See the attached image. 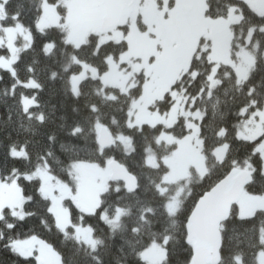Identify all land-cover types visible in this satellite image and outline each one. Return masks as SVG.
Masks as SVG:
<instances>
[{
    "label": "trees",
    "instance_id": "1",
    "mask_svg": "<svg viewBox=\"0 0 264 264\" xmlns=\"http://www.w3.org/2000/svg\"><path fill=\"white\" fill-rule=\"evenodd\" d=\"M44 1L56 4L65 13V8L59 5L63 0H7L4 4L2 25L22 23L32 35V42L19 53L13 71L0 68V180L18 175L26 198L23 218L13 216L9 208L0 218V264H42L37 253L24 257L12 247L14 241L30 236L40 238L57 251L62 264H145L141 252L154 242L165 244L166 255L160 264H191L194 247L187 241V223L206 192L226 177L248 171L250 177L244 190L264 195V159L258 150L259 139L245 141L237 135L245 117L242 111L246 109L249 114L264 107V31L260 30L264 15L257 14L245 0H206V15L212 19L227 17L231 7L237 8L242 17L232 26V54L235 57L246 48L256 61L242 82L231 66L221 64L218 83L211 89L212 63L206 50L193 57L189 70L173 84L174 89L188 98L189 107L201 113L207 173L199 177L192 170L189 178L168 185L167 192L162 193L159 186L163 185L168 170L162 157L169 155L175 146L159 143L158 138L165 131L177 138L185 136L186 119L179 117L172 127L162 124L131 127L128 111L132 98L141 93L139 87L126 94L88 77L75 91L72 78L82 70L76 58L103 73L108 70L107 59L118 57L127 44L108 42L98 47L97 36L90 35L84 44L75 47L66 41L61 26L38 29ZM251 29L254 32L247 41ZM48 44H53L51 51L47 50ZM8 53L7 48L0 47V57ZM173 102L168 92L153 108L168 111ZM102 127L112 137H130L132 151L126 153L118 141L101 149L98 135ZM222 146L225 149L219 159L216 151ZM15 149H24L25 156H14ZM149 149L157 154L158 167L147 164ZM108 159L117 160L136 178L137 190L128 192L122 182L110 181L93 213H85L67 200L72 226L66 232L58 228L50 201L40 191V181L24 177L47 164L52 175L71 182L70 171L75 163L105 165ZM181 187L185 193L179 209L170 215L167 201ZM119 209L122 214L113 221ZM236 209L234 205L221 226L220 264H258L257 255L264 250V211L240 218ZM74 226H89L96 246L78 240Z\"/></svg>",
    "mask_w": 264,
    "mask_h": 264
},
{
    "label": "rangeland",
    "instance_id": "2",
    "mask_svg": "<svg viewBox=\"0 0 264 264\" xmlns=\"http://www.w3.org/2000/svg\"><path fill=\"white\" fill-rule=\"evenodd\" d=\"M0 2V47L8 49L7 56L0 57V68L13 71L21 50L27 49L32 42L29 30L20 22L13 26H3L4 4ZM251 8L264 15V0H245ZM124 6L123 13L114 8L109 0H63L59 5L65 8L62 14L56 4L43 2L42 14L37 28L44 30L51 26H61L66 32V41L79 47L90 35H96L98 47L108 42L127 44V49L118 57L107 59L108 70L99 73L95 66L75 59L82 67L78 75L73 76L72 86L78 91L80 82L85 78L99 79L104 87L119 89L122 93L141 89L137 97L130 103L129 125L162 124L172 127L179 117L186 119L188 133L177 138L171 132H163L158 142L174 145L169 155L162 157L168 170L163 176V185L159 186L166 193L168 185L177 184L191 176L192 170L199 177L207 173L203 140L201 138V113L189 107L188 98L173 88L181 76L189 70L193 57L200 56L206 50L212 63L209 75V86L214 88L217 73L221 64L231 66L239 82L246 80L255 65V56L246 48H242L234 57L232 54V26L241 20L236 7H231L227 17L212 19L206 15V0H117ZM112 4V5H111ZM190 9L189 11L187 9ZM188 11V12H187ZM110 15L114 21L102 28L103 15ZM264 31V25L260 27ZM254 29L249 31L250 40ZM53 44L47 45L51 51ZM33 83H30L31 85ZM173 97V104L168 111L161 112L160 107L153 106L163 99L166 93ZM27 100H25V103ZM34 103V100H31ZM27 104V103H26ZM245 116L238 127V138L245 141L259 139L258 150L264 159V107ZM120 142L126 153L132 151V140L126 135L112 137V142ZM225 146L217 149L222 159ZM14 156H25L24 149L13 150ZM108 159L105 165L98 163L77 162L71 168V182L52 175L47 164H42L33 173L24 175L28 180H39L42 195L50 201V211L54 215L58 228L66 232L72 221L69 208L65 202L72 200L81 211L93 213L101 202V195L109 187L111 171ZM146 162L149 166L158 167V156L148 150ZM185 188H180L169 196L167 211L175 215L179 209ZM26 198L18 183V175L7 181L0 180V218L4 210L9 208L13 216H25ZM236 212L240 218L253 216L257 211H264V195L251 194L244 190L236 204ZM122 214L113 220H118ZM112 221V222H113ZM111 222V221H108ZM74 236L92 247L96 246L93 231L89 226H74ZM264 242V230L262 233ZM13 249L24 257L37 253L42 264H62L60 254L36 236L16 240ZM166 255L165 244L152 243L141 252L145 264H160ZM258 264H264V250L257 255Z\"/></svg>",
    "mask_w": 264,
    "mask_h": 264
},
{
    "label": "water",
    "instance_id": "3",
    "mask_svg": "<svg viewBox=\"0 0 264 264\" xmlns=\"http://www.w3.org/2000/svg\"><path fill=\"white\" fill-rule=\"evenodd\" d=\"M102 28L107 26L102 25ZM98 144L101 149L113 144L106 127L99 131ZM109 168L112 181L122 182L128 192L137 190L136 178L117 160H112ZM249 177L248 171L238 172L233 178L228 176L198 200L187 223V241L194 247L191 264H220L221 226L239 201Z\"/></svg>",
    "mask_w": 264,
    "mask_h": 264
},
{
    "label": "flooded vegetation",
    "instance_id": "4",
    "mask_svg": "<svg viewBox=\"0 0 264 264\" xmlns=\"http://www.w3.org/2000/svg\"><path fill=\"white\" fill-rule=\"evenodd\" d=\"M109 2L115 4V6H114V8H112V10H115L116 9L119 13H123L124 6L120 5V3L117 2V0H109ZM195 2H196V0H194V4H195ZM187 10L189 11L190 9L188 8ZM112 18H113V16H112ZM112 18H111L110 15L104 14L101 20H102V23L105 22L107 24V26H109L110 23L112 21H114V19H112Z\"/></svg>",
    "mask_w": 264,
    "mask_h": 264
}]
</instances>
